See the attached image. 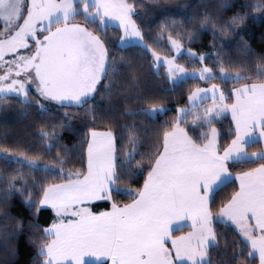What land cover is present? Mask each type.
Wrapping results in <instances>:
<instances>
[{"label":"snow or ice","instance_id":"snow-or-ice-1","mask_svg":"<svg viewBox=\"0 0 264 264\" xmlns=\"http://www.w3.org/2000/svg\"><path fill=\"white\" fill-rule=\"evenodd\" d=\"M139 3L0 0V112L15 100L24 116L35 114L43 149L30 155L32 149L0 148V172L6 174H0V235L8 240L23 230V220L11 214L19 196L34 210L29 228L35 229L30 241L37 249L36 264H264V149L248 150L264 143V55L257 56L254 75L230 73L225 62H234L224 54L223 40L239 36L255 13L264 16V0H218L216 13L202 12L199 31H210L212 47L217 42L221 47L200 54L188 47L186 55L201 65L191 73L177 62L185 55L184 34L173 38L170 33L168 44L177 55L161 57L152 47L157 41L149 42L142 30ZM230 9L235 11L222 19L219 13ZM113 25L120 33L118 45L108 36ZM165 30L162 26L161 38ZM187 35L189 45L199 38L196 30ZM240 44L245 60L256 55L242 37ZM129 45L139 47L145 59L150 53V67L158 70L163 62L165 83L221 81L191 90L186 106L176 108L175 118L148 137L147 151L142 147L147 133L139 127L143 121L134 118L169 109L139 90V76L124 71L132 63L117 60L111 51ZM209 58L219 65L218 72L207 66ZM229 82L239 86L226 90ZM209 98L211 105L201 107ZM133 102L151 107H128ZM70 109L77 115L83 110L79 119L88 131L69 146L62 143L63 133L75 131L71 122L77 118ZM228 114L234 138L221 145L217 124ZM97 121L108 130L96 131ZM73 156L80 167L65 172ZM45 157L51 162L42 163ZM233 184L217 208V197ZM121 196L125 202L117 199ZM97 202H103L102 210ZM44 209L54 215L41 227ZM9 223L15 224L12 233ZM10 252L14 255L15 249Z\"/></svg>","mask_w":264,"mask_h":264},{"label":"trees","instance_id":"trees-1","mask_svg":"<svg viewBox=\"0 0 264 264\" xmlns=\"http://www.w3.org/2000/svg\"><path fill=\"white\" fill-rule=\"evenodd\" d=\"M229 2H231V0H229ZM217 3L218 0H159V4L157 5L154 0H140V3L137 6L138 10L142 13L140 21H142L143 32L145 33L146 37H148L149 42L152 40L157 41V43L152 44L153 49L156 50L160 55L173 56L171 47L168 44V36L170 33L173 35V38H177L179 33H183L184 48L188 49V47H191L193 51L197 52L198 54L208 53L209 51L215 52L221 47L219 42H217L216 48L212 47L211 32L199 31L198 23V18L202 12L206 10L213 13L217 12V8L215 7ZM205 5H210V7L205 9ZM234 11L235 9H230L228 12L219 13V15L223 19L224 17L231 16L232 12ZM194 17L197 18L196 21H194ZM254 17V19H249L247 21V26L243 28L239 36H236L235 38L231 36L223 38L225 44L224 54L230 57L234 62L231 65L225 62V67L230 73L234 74L236 71H242V74L244 75H254L255 66L258 62L257 56L264 55V16H261L259 13H255ZM162 26H164L166 29L164 31L163 38L160 37ZM193 30L197 31L199 38L194 40L191 45H189L187 33ZM119 35L120 33L116 27L113 26L109 29L108 36L111 38L112 45H118ZM241 37L250 44L253 52L256 54L249 56L247 60H245V58L240 54L243 50V45L240 44ZM111 51L114 53L117 60H120L121 57H124L126 60L132 63V67L125 68L124 71L126 73H132L139 76V90L153 94L158 98L156 101L158 105L162 104L165 108L169 109L166 114L157 113L151 117L140 116L134 118L143 121L139 127L142 132L147 133V136L142 142L143 149L147 151L151 147V140L148 139V137L154 135V130L164 127L165 122L172 121L175 118V109L186 106L187 96L191 90L207 83L199 80L189 79L187 83L180 84L179 86H173L170 83H165L164 78L166 76V70L163 65H160L158 70L150 67V65L153 63L150 53L147 54V58L145 59V53L142 52L139 47L131 45L125 47L124 49L112 47ZM177 62L185 65L189 71H193L194 69L201 67L198 61L193 64L192 60L186 55V53L185 55L178 57ZM241 63L244 64V70H241L240 68ZM207 66L214 67L217 72L219 71V65L214 64L212 58H209ZM248 67L252 68L251 72L247 71ZM210 83L220 84L221 81L217 79L211 81ZM236 85L237 84L229 82L225 88L226 90L230 91ZM96 101L105 104L106 106V102L101 100L99 95L96 96ZM228 102L230 103L231 101ZM118 103L123 105L124 102L121 100L118 101ZM211 103L212 101L209 98L204 104L201 105V107H205ZM128 107L150 108L151 105L147 103L141 105L133 102L129 104ZM11 109L12 114L9 116H5L2 114V112H0V148H9L10 150L17 151V153L27 149H32L33 152L29 153L30 155H40L43 152V149L39 146L40 142L37 137V133L40 130L39 125L33 124V121L35 120V114L32 116H24L23 110L15 100L12 101ZM63 111L64 109H60V114H62ZM70 111L73 113V115H77L75 109H70ZM100 114V112L97 113V115ZM82 115L83 110H80L77 118L71 122L75 131H65L63 133L64 140L62 143L69 146L76 144L81 137L87 134V127H85V124L81 123L79 119V116ZM188 119L191 120V117L189 116ZM116 120L118 123H123L124 118L122 116H117ZM88 122L90 123V119ZM230 125L231 117L229 114L227 115L226 119L217 124V127L221 133V145H226L231 141L232 138H234L229 133ZM95 129L106 131L108 130V125L104 122L97 121ZM113 130L116 132L119 131L118 128H113ZM199 131L200 130H197L195 135H199ZM260 148L261 145L259 143L253 145L248 150L249 152L258 151ZM55 153L56 149H53L52 155L54 156ZM51 159V157H45L42 162L50 163ZM3 167V162H0V169H3ZM11 167L15 169L17 165H12ZM78 167H80L79 157L73 156V159L68 161L65 172ZM241 167L247 168L249 166L246 165ZM238 170L239 168H237V171ZM25 171H27V169H25ZM0 174L6 175L2 172H0ZM40 175L41 179H44L43 174ZM233 175H235V172ZM48 179H51V177H48ZM56 182L60 181L57 180ZM142 182L143 180L141 178L140 183ZM2 187L3 186H0V188ZM235 187V184L230 185L220 193V195L217 197V208L219 207L220 202L229 196ZM117 199L125 202L127 198L121 196L117 197ZM98 204L100 205L101 209H103V202H99ZM11 214L23 220V230L15 233L14 238L8 240H5L3 236L0 235V264H36L37 258L35 253L37 249L30 241V237L35 232V229L29 228V224L35 220L34 210L29 211L22 202V198L17 196L14 197L12 201ZM53 215L54 214L50 209L41 210L39 213V223L41 227L48 226L53 220ZM2 221L3 216L2 213H0V227L3 226ZM14 228V223H9L7 225L9 233H12ZM219 230L221 232L227 231L223 228V226H220ZM227 237L229 241L234 239L230 231L227 232ZM221 243H223V241H221ZM11 249H15L14 255L11 254Z\"/></svg>","mask_w":264,"mask_h":264},{"label":"rangeland","instance_id":"rangeland-1","mask_svg":"<svg viewBox=\"0 0 264 264\" xmlns=\"http://www.w3.org/2000/svg\"><path fill=\"white\" fill-rule=\"evenodd\" d=\"M114 27H116L115 25H113ZM118 44H119V42H118ZM171 47V46H170ZM173 52V51H172ZM184 52L186 53L187 52V49H185L184 48ZM175 55H177L175 52H173V56H175ZM161 57H165V56H163V55H161ZM160 65H163V62L161 61V64ZM164 66V65H163ZM164 68H165V66H164ZM165 70H166V68H165ZM188 72L189 73H191L192 71H189L188 70ZM211 86V83H207V84H204V85H201L200 87H204V88H207V87H210ZM239 85H236L235 87H238ZM211 100V99H210ZM211 105V104H210ZM209 104L208 105H206V106H210ZM205 106V107H206ZM12 109H11V107H9L8 109H6L5 111H2V114H4L5 116H9V115H11L12 113ZM43 163V162H42Z\"/></svg>","mask_w":264,"mask_h":264},{"label":"crops","instance_id":"crops-1","mask_svg":"<svg viewBox=\"0 0 264 264\" xmlns=\"http://www.w3.org/2000/svg\"><path fill=\"white\" fill-rule=\"evenodd\" d=\"M230 115V114H229ZM231 117V116H230ZM96 130V129H95ZM96 131H100V132H103V131H101V130H96ZM260 145H261V148L260 149H264V143H260ZM252 152V151H251ZM97 203H99V202H97ZM102 210V209H101ZM188 229L187 228H185V232L187 231ZM177 234H180V233H177Z\"/></svg>","mask_w":264,"mask_h":264}]
</instances>
